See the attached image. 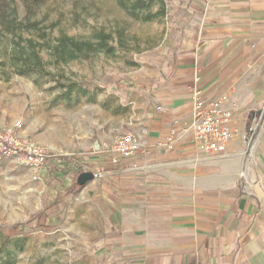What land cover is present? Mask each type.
Instances as JSON below:
<instances>
[{
	"label": "crops",
	"instance_id": "crops-1",
	"mask_svg": "<svg viewBox=\"0 0 264 264\" xmlns=\"http://www.w3.org/2000/svg\"><path fill=\"white\" fill-rule=\"evenodd\" d=\"M190 2L192 44L134 98L106 102L104 121L96 109L64 112L76 122L70 136L46 132L55 152L40 176L46 228L71 231L78 251L99 256L94 264H264V0ZM196 89L227 97L234 136L221 154L200 152L188 131ZM127 133L136 156L114 162L99 149ZM88 171L94 179L80 186Z\"/></svg>",
	"mask_w": 264,
	"mask_h": 264
},
{
	"label": "rangeland",
	"instance_id": "rangeland-1",
	"mask_svg": "<svg viewBox=\"0 0 264 264\" xmlns=\"http://www.w3.org/2000/svg\"><path fill=\"white\" fill-rule=\"evenodd\" d=\"M123 1L130 5L134 0ZM190 1L165 0L167 15L142 23L125 11L120 0H79L76 7L71 0H49L38 18L43 26L57 24L52 40L60 30L79 40L96 41L99 31L113 38V53L97 52L89 60L50 65L54 76L17 74L12 67L13 56L26 51L19 44L27 45L28 39L36 41L46 63L50 60L46 43L35 32L13 35L0 30V129L19 122L21 135L46 147V132L62 129L64 133L67 129L68 136L76 133L74 118L64 112L73 115L85 107L90 114L96 109L98 119L107 120L112 115L103 109L106 102L134 98L138 85L156 66L170 64L174 53L192 44L197 26ZM17 8L23 19L25 11L19 0ZM157 9L155 5L152 11ZM61 84H75L72 95H66L67 87ZM120 135L100 144L99 149L105 152ZM31 172L14 158H0V264H94L99 256L78 251L75 245L80 242L69 235L71 231L46 228L45 184L42 177L36 179ZM104 260L106 257L102 261L106 264Z\"/></svg>",
	"mask_w": 264,
	"mask_h": 264
},
{
	"label": "trees",
	"instance_id": "trees-1",
	"mask_svg": "<svg viewBox=\"0 0 264 264\" xmlns=\"http://www.w3.org/2000/svg\"><path fill=\"white\" fill-rule=\"evenodd\" d=\"M17 1L0 0V30L13 35H19L23 31L37 33L46 43V51L50 56V60L45 63L40 55L41 50L37 49L38 44L36 41L26 40L27 45L22 46V44H19L20 49L26 51L20 54L16 53L13 56L12 67L17 74L54 76L49 70L50 65L58 67L62 63L89 60L97 52L113 53V47L110 44L113 38L105 31L97 32L95 34L96 41H92L70 37L60 30L58 36L52 40L51 35L54 29L57 28V24L43 26L44 23L38 18L40 10L49 0H19L25 11L23 19L19 18ZM71 1L75 7L79 3V0ZM120 4L131 17L142 23L159 21L167 15L165 0H134L130 5L120 0ZM155 5H158V9L153 12V6ZM47 29H50V32H47ZM61 85L67 87L66 95H72L75 84ZM6 264H13V262L9 261Z\"/></svg>",
	"mask_w": 264,
	"mask_h": 264
},
{
	"label": "built area",
	"instance_id": "built-area-1",
	"mask_svg": "<svg viewBox=\"0 0 264 264\" xmlns=\"http://www.w3.org/2000/svg\"><path fill=\"white\" fill-rule=\"evenodd\" d=\"M226 100V95H222L209 101L202 96L199 89L194 91V120L188 131L192 133L193 143L200 152L221 154L233 138L232 113L223 108ZM19 129V122L0 129V158L16 159L39 179L51 157L49 149L35 139L21 135ZM256 130V127H250L245 135V139L250 142V149ZM140 149L139 141L133 134L128 133L118 136L106 151L112 155L114 162H118L120 157L136 156Z\"/></svg>",
	"mask_w": 264,
	"mask_h": 264
},
{
	"label": "water",
	"instance_id": "water-1",
	"mask_svg": "<svg viewBox=\"0 0 264 264\" xmlns=\"http://www.w3.org/2000/svg\"><path fill=\"white\" fill-rule=\"evenodd\" d=\"M94 173L88 171V172H83L82 174L79 175L77 183L80 186H85L88 182L92 181L94 179Z\"/></svg>",
	"mask_w": 264,
	"mask_h": 264
}]
</instances>
